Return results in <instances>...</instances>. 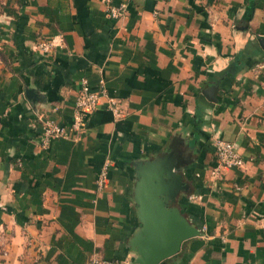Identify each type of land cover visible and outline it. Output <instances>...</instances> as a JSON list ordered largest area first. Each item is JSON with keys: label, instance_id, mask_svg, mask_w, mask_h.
I'll list each match as a JSON object with an SVG mask.
<instances>
[{"label": "crops", "instance_id": "0c3cea01", "mask_svg": "<svg viewBox=\"0 0 264 264\" xmlns=\"http://www.w3.org/2000/svg\"><path fill=\"white\" fill-rule=\"evenodd\" d=\"M122 1L113 18L104 0H0V264L131 258L135 162L170 146L202 234L157 264H264V0ZM57 33L54 52L37 47ZM82 78L121 115L102 97L43 146L41 121L71 124ZM219 137L243 164L213 173Z\"/></svg>", "mask_w": 264, "mask_h": 264}, {"label": "water", "instance_id": "95a60500", "mask_svg": "<svg viewBox=\"0 0 264 264\" xmlns=\"http://www.w3.org/2000/svg\"><path fill=\"white\" fill-rule=\"evenodd\" d=\"M30 92L26 89L28 96ZM203 92L215 99L214 86ZM187 161L175 146H170L135 162L133 200L138 224L127 241L133 263L157 264L178 252L183 240L202 234L179 203L180 196L190 191L183 173Z\"/></svg>", "mask_w": 264, "mask_h": 264}, {"label": "built area", "instance_id": "2783aa9c", "mask_svg": "<svg viewBox=\"0 0 264 264\" xmlns=\"http://www.w3.org/2000/svg\"><path fill=\"white\" fill-rule=\"evenodd\" d=\"M107 6V13L113 18L120 17L125 9L126 3L124 1L119 2L118 5H113L112 0H104ZM63 43L62 33H57L47 39H42L37 43V47L44 53H52ZM105 97L108 108L115 116L121 115V110L118 105V100L115 96L109 95L105 83L103 80L97 84L96 87H91L88 84L86 78L81 79V86L76 96L72 121L67 127L61 125L53 118H44L42 122V138L41 144L47 146V144L56 137L70 138L73 133L83 129L85 125L86 114L96 107L100 98ZM215 155L217 159V165L213 169V173L219 172V167H234L241 166L243 164V158L237 150L233 141L225 138H217L214 142ZM109 162L106 160L98 173L96 178V184L98 188H101L107 178ZM219 166V167H218ZM189 198H194L195 195L189 194ZM264 228V224H263ZM84 264H137L133 263L131 258H103L99 256L90 257Z\"/></svg>", "mask_w": 264, "mask_h": 264}]
</instances>
